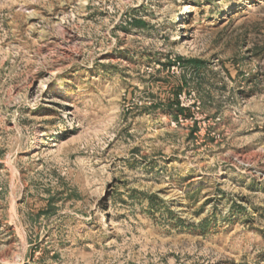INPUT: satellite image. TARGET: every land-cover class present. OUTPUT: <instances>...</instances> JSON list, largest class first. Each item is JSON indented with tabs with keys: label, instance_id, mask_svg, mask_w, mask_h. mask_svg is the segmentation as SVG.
I'll list each match as a JSON object with an SVG mask.
<instances>
[{
	"label": "rangeland",
	"instance_id": "374dc122",
	"mask_svg": "<svg viewBox=\"0 0 264 264\" xmlns=\"http://www.w3.org/2000/svg\"><path fill=\"white\" fill-rule=\"evenodd\" d=\"M0 264H264V0H0Z\"/></svg>",
	"mask_w": 264,
	"mask_h": 264
},
{
	"label": "trees",
	"instance_id": "16d2710c",
	"mask_svg": "<svg viewBox=\"0 0 264 264\" xmlns=\"http://www.w3.org/2000/svg\"><path fill=\"white\" fill-rule=\"evenodd\" d=\"M136 23H139V24H142V25H146V22L144 20H137L135 21ZM181 60H183L184 62L188 61V62H193V63H196V64H201L202 62L201 61H198L196 59H189V60H185L184 58H181Z\"/></svg>",
	"mask_w": 264,
	"mask_h": 264
}]
</instances>
